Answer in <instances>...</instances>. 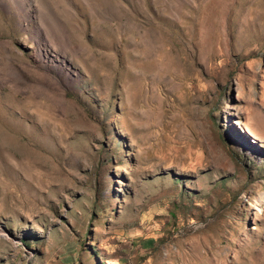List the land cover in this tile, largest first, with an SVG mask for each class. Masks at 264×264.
<instances>
[{
  "label": "rangeland",
  "instance_id": "obj_1",
  "mask_svg": "<svg viewBox=\"0 0 264 264\" xmlns=\"http://www.w3.org/2000/svg\"><path fill=\"white\" fill-rule=\"evenodd\" d=\"M0 264H264V0H0Z\"/></svg>",
  "mask_w": 264,
  "mask_h": 264
}]
</instances>
